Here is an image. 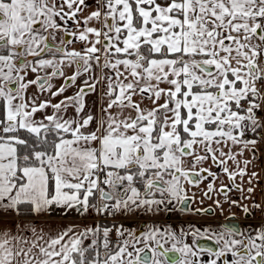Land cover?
Masks as SVG:
<instances>
[{
	"label": "snow or ice",
	"instance_id": "obj_1",
	"mask_svg": "<svg viewBox=\"0 0 264 264\" xmlns=\"http://www.w3.org/2000/svg\"><path fill=\"white\" fill-rule=\"evenodd\" d=\"M0 264H264V0H0Z\"/></svg>",
	"mask_w": 264,
	"mask_h": 264
},
{
	"label": "flooded vegetation",
	"instance_id": "obj_2",
	"mask_svg": "<svg viewBox=\"0 0 264 264\" xmlns=\"http://www.w3.org/2000/svg\"><path fill=\"white\" fill-rule=\"evenodd\" d=\"M161 219L162 220L166 219L167 223H172V222H174L176 217L175 216H171V217H168V218H161ZM254 222L259 223V218H256L255 220H246L243 217H240L238 219V221H237V223H239L241 226L246 225V224H252ZM142 227H143V225H142Z\"/></svg>",
	"mask_w": 264,
	"mask_h": 264
},
{
	"label": "crops",
	"instance_id": "obj_3",
	"mask_svg": "<svg viewBox=\"0 0 264 264\" xmlns=\"http://www.w3.org/2000/svg\"><path fill=\"white\" fill-rule=\"evenodd\" d=\"M257 218H259V216H257ZM252 224H256V222L252 223Z\"/></svg>",
	"mask_w": 264,
	"mask_h": 264
}]
</instances>
